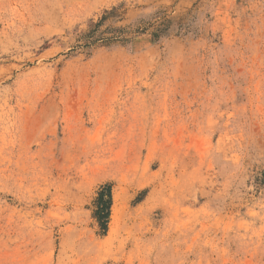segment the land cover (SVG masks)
<instances>
[{"label":"rangeland","instance_id":"1","mask_svg":"<svg viewBox=\"0 0 264 264\" xmlns=\"http://www.w3.org/2000/svg\"><path fill=\"white\" fill-rule=\"evenodd\" d=\"M0 264H264V0H0Z\"/></svg>","mask_w":264,"mask_h":264},{"label":"trees","instance_id":"2","mask_svg":"<svg viewBox=\"0 0 264 264\" xmlns=\"http://www.w3.org/2000/svg\"><path fill=\"white\" fill-rule=\"evenodd\" d=\"M97 205L99 209L95 215L98 218L104 232L107 230L112 206V192L110 186H105L101 189L97 198Z\"/></svg>","mask_w":264,"mask_h":264}]
</instances>
